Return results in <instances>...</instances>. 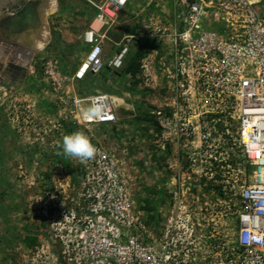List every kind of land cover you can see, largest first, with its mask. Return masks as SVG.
Listing matches in <instances>:
<instances>
[{
    "label": "rangeland",
    "instance_id": "rangeland-1",
    "mask_svg": "<svg viewBox=\"0 0 264 264\" xmlns=\"http://www.w3.org/2000/svg\"><path fill=\"white\" fill-rule=\"evenodd\" d=\"M100 1L55 0L30 75L0 83V264H235L243 162L227 114L209 118L197 94H182L170 35L178 0H130L119 12L103 38L104 58L128 47L117 70L57 92L47 81V61L68 78L84 58ZM96 91L123 99L115 123L63 119L72 93ZM76 131L93 159L63 155Z\"/></svg>",
    "mask_w": 264,
    "mask_h": 264
},
{
    "label": "built area",
    "instance_id": "built-area-1",
    "mask_svg": "<svg viewBox=\"0 0 264 264\" xmlns=\"http://www.w3.org/2000/svg\"><path fill=\"white\" fill-rule=\"evenodd\" d=\"M129 1L94 4V18L81 34L88 49L71 76L61 77L52 61L45 64L53 91H59L65 79L82 80L106 66H122L128 47L116 43L115 52L104 58L103 38ZM174 4L170 35L175 75L181 76L179 85L188 89L182 94H197L202 113L227 114L232 127H226L225 133L243 162L245 182L237 185L236 192L238 264H264V0H178ZM122 104L123 99L114 94L74 92L63 119L85 126L115 123ZM214 105L216 109L211 108Z\"/></svg>",
    "mask_w": 264,
    "mask_h": 264
},
{
    "label": "water",
    "instance_id": "water-1",
    "mask_svg": "<svg viewBox=\"0 0 264 264\" xmlns=\"http://www.w3.org/2000/svg\"><path fill=\"white\" fill-rule=\"evenodd\" d=\"M14 4L17 7L14 9L10 8V12L0 19V31L10 37L13 36L10 40L12 44H15L18 39L22 40L17 50L22 49V53L29 57L36 48L28 37L30 34L33 36L38 35L40 15L42 7L45 5V0H22L20 3L18 0H0V13ZM14 55L16 53L12 54L11 59H14ZM8 64L11 67H15L11 62Z\"/></svg>",
    "mask_w": 264,
    "mask_h": 264
},
{
    "label": "flooded vegetation",
    "instance_id": "flooded-vegetation-1",
    "mask_svg": "<svg viewBox=\"0 0 264 264\" xmlns=\"http://www.w3.org/2000/svg\"><path fill=\"white\" fill-rule=\"evenodd\" d=\"M18 1L20 3L22 0H18ZM16 7L17 5L14 4L11 7L4 9L3 12L0 13V19L10 12V8L14 9ZM41 23L42 21L40 15L39 27H41L42 25ZM12 37L5 34L3 31H0V83H2L5 79L9 83H16L17 81L25 79L30 75V66H31L32 57L34 55V51L31 53L29 57L24 55L22 53V49L17 50L22 40L18 39L15 44H12L10 43ZM35 37L36 36H33L32 34H30V36L28 37V39H31V43L33 46H34L33 41ZM13 53H16V55H14V59H11ZM9 62L13 63V66L15 65V67L9 66L8 64Z\"/></svg>",
    "mask_w": 264,
    "mask_h": 264
},
{
    "label": "clouds",
    "instance_id": "clouds-1",
    "mask_svg": "<svg viewBox=\"0 0 264 264\" xmlns=\"http://www.w3.org/2000/svg\"><path fill=\"white\" fill-rule=\"evenodd\" d=\"M60 147L64 156L76 158L80 161L93 159L97 151L89 137L80 131L63 136Z\"/></svg>",
    "mask_w": 264,
    "mask_h": 264
},
{
    "label": "bare ground",
    "instance_id": "bare-ground-1",
    "mask_svg": "<svg viewBox=\"0 0 264 264\" xmlns=\"http://www.w3.org/2000/svg\"><path fill=\"white\" fill-rule=\"evenodd\" d=\"M45 7V8H44ZM55 10V0H45V5H43L42 12H41V21H42V15H46L47 13ZM40 29H38V36L34 38V46L41 49L43 45L46 43L47 39V31L45 27L43 26V21L41 23ZM40 30V32H39Z\"/></svg>",
    "mask_w": 264,
    "mask_h": 264
},
{
    "label": "trees",
    "instance_id": "trees-1",
    "mask_svg": "<svg viewBox=\"0 0 264 264\" xmlns=\"http://www.w3.org/2000/svg\"><path fill=\"white\" fill-rule=\"evenodd\" d=\"M54 39H55V37H53ZM105 68H109L108 66H106ZM115 70H117V69H115ZM89 74H92V73H89ZM89 74H87V75H89ZM86 77V76H85ZM85 77L82 79V80H77V81H84V79H85ZM214 116H217L216 114H211L210 116H209V118L211 117V118H213ZM221 124V123H220ZM220 128H221V130H223L224 129V127L221 125V126H219ZM227 136V135H226ZM230 162L232 163V161L230 160ZM224 163L223 162H221L220 163V165H223ZM246 172L248 173L249 172V168L248 167H246ZM219 195H222V192L221 191H219ZM3 213V212H2ZM4 214V213H3ZM238 250H239V252H240V249L238 248ZM238 252V253H239ZM234 255H235V253H234ZM237 255V254H236ZM229 258H235L234 256L233 257H229ZM236 262H235V264H238V261H239V259H237V260H235Z\"/></svg>",
    "mask_w": 264,
    "mask_h": 264
},
{
    "label": "crops",
    "instance_id": "crops-1",
    "mask_svg": "<svg viewBox=\"0 0 264 264\" xmlns=\"http://www.w3.org/2000/svg\"><path fill=\"white\" fill-rule=\"evenodd\" d=\"M114 44L116 45V42H114ZM76 68H77V67H76ZM76 68H75V69H76ZM75 69H74V70H75Z\"/></svg>",
    "mask_w": 264,
    "mask_h": 264
}]
</instances>
